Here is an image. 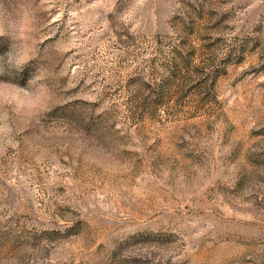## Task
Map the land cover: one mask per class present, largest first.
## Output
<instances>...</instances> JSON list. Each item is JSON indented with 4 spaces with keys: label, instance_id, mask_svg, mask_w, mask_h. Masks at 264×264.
Listing matches in <instances>:
<instances>
[{
    "label": "rangeland",
    "instance_id": "1",
    "mask_svg": "<svg viewBox=\"0 0 264 264\" xmlns=\"http://www.w3.org/2000/svg\"><path fill=\"white\" fill-rule=\"evenodd\" d=\"M0 264H264V0H0Z\"/></svg>",
    "mask_w": 264,
    "mask_h": 264
}]
</instances>
